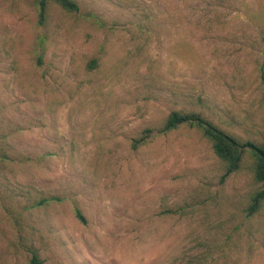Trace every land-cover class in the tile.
Returning <instances> with one entry per match:
<instances>
[{"label": "rangeland", "instance_id": "obj_1", "mask_svg": "<svg viewBox=\"0 0 264 264\" xmlns=\"http://www.w3.org/2000/svg\"><path fill=\"white\" fill-rule=\"evenodd\" d=\"M73 1L0 0V264H264L251 158L159 132L260 142L264 0Z\"/></svg>", "mask_w": 264, "mask_h": 264}, {"label": "trees", "instance_id": "obj_2", "mask_svg": "<svg viewBox=\"0 0 264 264\" xmlns=\"http://www.w3.org/2000/svg\"><path fill=\"white\" fill-rule=\"evenodd\" d=\"M50 1L68 12H77L78 10V6L73 0H37L41 21L45 17ZM260 80L263 85L262 100L264 104V72L262 69L260 72ZM180 126L198 129L202 136L211 143L213 153L224 164V174L222 179L228 178L230 175L241 169L245 155H248L251 158L250 170L252 179L258 187L249 196V202L245 208V216L251 218L259 213L264 203V132L260 142L253 140L243 142L236 136L219 129L201 114L181 111L170 112L159 132H169ZM0 159L4 160L5 158L2 156ZM47 201V199H41L38 203H35L32 206H40ZM75 216L82 223L85 222L82 214L77 209L75 210ZM27 264H43L37 251L32 248H28ZM194 264L201 263L195 262Z\"/></svg>", "mask_w": 264, "mask_h": 264}]
</instances>
